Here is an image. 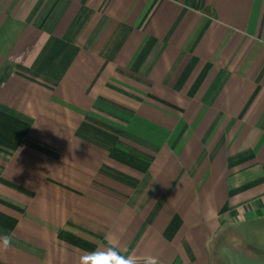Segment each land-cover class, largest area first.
Here are the masks:
<instances>
[{"label":"crops","instance_id":"0c3cea01","mask_svg":"<svg viewBox=\"0 0 264 264\" xmlns=\"http://www.w3.org/2000/svg\"><path fill=\"white\" fill-rule=\"evenodd\" d=\"M239 225L264 235V0H0V264H263Z\"/></svg>","mask_w":264,"mask_h":264},{"label":"clouds","instance_id":"9594fccd","mask_svg":"<svg viewBox=\"0 0 264 264\" xmlns=\"http://www.w3.org/2000/svg\"><path fill=\"white\" fill-rule=\"evenodd\" d=\"M11 246V235L4 234L0 236L2 250L7 251ZM78 264H160V261L152 255L143 257H137L132 253L125 255L118 245L109 242L101 249L80 255Z\"/></svg>","mask_w":264,"mask_h":264},{"label":"rangeland","instance_id":"374dc122","mask_svg":"<svg viewBox=\"0 0 264 264\" xmlns=\"http://www.w3.org/2000/svg\"><path fill=\"white\" fill-rule=\"evenodd\" d=\"M245 229H246L245 225H239L237 227H232L231 232L226 234L225 236L226 242L234 243L236 241L234 237H236L237 239H241L242 242H253V243H259V244L264 243V235L257 233V234H254L253 236L249 235L246 237L245 235H243V233H245ZM237 261L235 262V264H262V263L253 262L250 260L241 261L239 259Z\"/></svg>","mask_w":264,"mask_h":264}]
</instances>
